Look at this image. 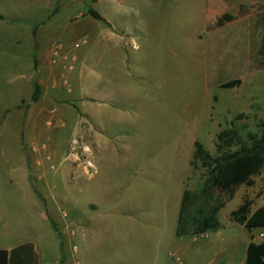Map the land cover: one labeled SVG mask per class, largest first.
Instances as JSON below:
<instances>
[{"label":"rangeland","instance_id":"374dc122","mask_svg":"<svg viewBox=\"0 0 264 264\" xmlns=\"http://www.w3.org/2000/svg\"><path fill=\"white\" fill-rule=\"evenodd\" d=\"M225 14L236 19L209 29ZM4 40L18 42L11 51L40 87L33 102L30 78L0 71V215L13 234L42 226L14 177L20 152L55 231L90 219L74 239L78 261L244 264L241 244L264 223L249 233L230 213L247 197L251 220L264 217V169L232 199L214 193L225 204L216 234L177 239L175 229L184 191L204 182L194 143L214 155L223 129L264 134V0H0ZM40 175L56 188L41 189Z\"/></svg>","mask_w":264,"mask_h":264},{"label":"trees","instance_id":"16d2710c","mask_svg":"<svg viewBox=\"0 0 264 264\" xmlns=\"http://www.w3.org/2000/svg\"><path fill=\"white\" fill-rule=\"evenodd\" d=\"M241 6V12L244 9ZM89 14L98 21L105 22L98 13L89 9ZM236 18L231 15L218 17L213 28H221ZM264 67V43L260 48ZM239 81L224 84L222 88L230 89L239 85ZM32 101L36 102L40 95V87L32 80ZM190 166L203 172L204 182L199 193L185 190L177 217L175 237H198L220 229L218 213L224 207V202L213 197L216 191L227 193L228 198L234 197V188L253 187L254 178L264 169V134H248L244 138L234 127L223 129L216 136L215 154L206 151L200 142H195ZM253 201L244 197L242 204L230 213V220L240 226H245L251 213ZM252 228H247L250 233ZM26 246L12 250L8 254L0 251V264H12L14 255L26 257ZM17 264H28L25 260ZM245 264H264V243H249L245 252Z\"/></svg>","mask_w":264,"mask_h":264},{"label":"crops","instance_id":"0c3cea01","mask_svg":"<svg viewBox=\"0 0 264 264\" xmlns=\"http://www.w3.org/2000/svg\"><path fill=\"white\" fill-rule=\"evenodd\" d=\"M20 23L21 22H19V25ZM17 28H18L17 26H14V30H16ZM25 28L27 27L24 26L23 29L25 30ZM18 29L22 30L21 25L19 26ZM17 43L15 40H10V41L4 40L3 42L0 41V47L4 48V52L7 53L6 56L0 58V71L2 69L3 72H6L12 68H17L19 71H22V78L24 79L30 78V81L32 83L33 79L36 81V74L32 76L33 74L31 73V71L28 70V65L22 66V62H21V59L23 58L22 53L17 54L14 51H11L12 45L17 46L18 45ZM12 155L13 157L20 158L21 163L23 164L24 167V169L21 170L22 174H20L19 172L18 174L15 173L14 176L16 180L18 179L20 183H23V185L26 188H28L27 191L29 194L25 199L24 203L26 205L34 204L39 206L42 226L36 227L35 224L32 223V226L29 227V231L13 234L9 230V228L6 227V222L4 221V218H2V216L0 215V251L6 252L8 254L7 257L8 260L9 253L12 250H16L17 248L23 246L27 247L26 251L24 252V254H26V257L21 255H14L12 258V264H17L22 260H25L28 264H86L83 261H78L80 259L79 256L76 255L74 239H76L79 235L84 234L82 232L84 231L85 226L90 221V219H88L86 214L82 216L79 215L77 222L80 225L78 227L77 225H75L77 222L75 223V221H69L71 224L72 223L74 224L73 225L75 226L74 230L72 228L70 230L68 229V227L62 226V230L55 231L53 229V222H54L53 219H51L46 214V210L44 209L43 204L35 197V195L33 194L30 188L29 167L26 157L22 155V153L20 152H16ZM36 158L37 156H34V159ZM47 159H50V157H48ZM36 181L37 184H42L43 188L41 189L47 188L48 190H53L56 188L54 184L47 185L46 187L43 186L44 184L43 175H40ZM262 201L264 202V198H262ZM253 215L254 212H252L251 209V213L248 218V221L243 227L251 228V227L263 225L264 217L262 216L260 219L252 221L251 219ZM208 236L209 233H206L198 237L203 239V238H207ZM200 238H196L195 243L199 242ZM251 242L255 244L264 243V233H261L258 236H255L254 234H250V236L246 238V241L241 244V250H243L244 255L247 246ZM234 244H235L234 241H228L227 247H225L223 251L226 252L232 249ZM217 255L218 253L216 254V257ZM226 259L228 261V264H230V260H233L232 258H226ZM164 264H169V263L165 261ZM244 264H245V257H244Z\"/></svg>","mask_w":264,"mask_h":264},{"label":"built area","instance_id":"2783aa9c","mask_svg":"<svg viewBox=\"0 0 264 264\" xmlns=\"http://www.w3.org/2000/svg\"><path fill=\"white\" fill-rule=\"evenodd\" d=\"M87 165H88V167H91V168L93 167L92 163H90V162H88Z\"/></svg>","mask_w":264,"mask_h":264}]
</instances>
